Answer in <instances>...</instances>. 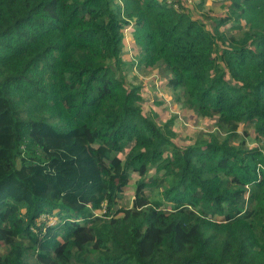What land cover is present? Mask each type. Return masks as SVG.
<instances>
[{"label": "trees", "instance_id": "16d2710c", "mask_svg": "<svg viewBox=\"0 0 264 264\" xmlns=\"http://www.w3.org/2000/svg\"><path fill=\"white\" fill-rule=\"evenodd\" d=\"M220 1L0 0V264H264V0Z\"/></svg>", "mask_w": 264, "mask_h": 264}, {"label": "rangeland", "instance_id": "374dc122", "mask_svg": "<svg viewBox=\"0 0 264 264\" xmlns=\"http://www.w3.org/2000/svg\"><path fill=\"white\" fill-rule=\"evenodd\" d=\"M186 1L195 16H203L209 14L213 17H223L225 15V8L222 7L223 1L220 0H209L210 2L197 8L195 2L190 0ZM128 36V35H127ZM127 45L124 48L125 60L129 63L130 70L127 72V80L132 84L139 85L142 89L144 97V108L148 112L151 108L156 109L157 113L161 114L165 118H169L172 115L178 114L175 122V128L182 131L183 135L189 133V131L195 130H213L215 127L214 121L202 122L195 118L192 112H186L182 109L181 104H178L175 100L173 90L168 89L163 82L165 75L160 71L145 70L143 67H139V52L133 45L131 38L128 36ZM184 113H188L184 115ZM250 146L255 145V134L251 131V137L248 138ZM137 177L133 179L135 181ZM133 183V182H132ZM130 187H134L131 184ZM153 196V195H152ZM121 206L123 208H131L133 205L134 193L133 189L129 188L128 191L122 197ZM102 213V212H100Z\"/></svg>", "mask_w": 264, "mask_h": 264}, {"label": "bare ground", "instance_id": "6f19581e", "mask_svg": "<svg viewBox=\"0 0 264 264\" xmlns=\"http://www.w3.org/2000/svg\"><path fill=\"white\" fill-rule=\"evenodd\" d=\"M176 0H173V1H167V3L169 4V5H171V4H173L175 7H177V5H176Z\"/></svg>", "mask_w": 264, "mask_h": 264}, {"label": "built area", "instance_id": "2783aa9c", "mask_svg": "<svg viewBox=\"0 0 264 264\" xmlns=\"http://www.w3.org/2000/svg\"><path fill=\"white\" fill-rule=\"evenodd\" d=\"M166 1H173V0H166Z\"/></svg>", "mask_w": 264, "mask_h": 264}]
</instances>
